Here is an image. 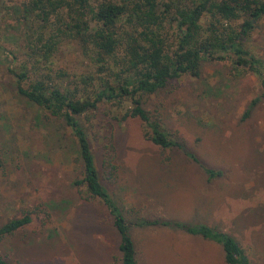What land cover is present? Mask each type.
Listing matches in <instances>:
<instances>
[{
	"label": "rangeland",
	"instance_id": "obj_1",
	"mask_svg": "<svg viewBox=\"0 0 264 264\" xmlns=\"http://www.w3.org/2000/svg\"><path fill=\"white\" fill-rule=\"evenodd\" d=\"M27 1L0 0V226L27 213L32 221L0 239V256L8 264H115L119 238L110 216L71 186L72 165L62 162L47 132L33 123L40 111L16 94L9 69L21 58L15 61L13 54L24 50L27 23L35 24L19 14ZM66 41L55 67L81 73L86 66ZM245 44L264 61V18ZM261 93L254 75L237 76L229 62H204L198 78L183 76L145 100V109L161 114L185 150L223 173L212 182L182 152L149 142L138 119L120 121L100 109L84 121L100 174L105 150L114 156L115 177L103 183L126 219L138 212L145 219L205 223L234 237L250 264H264ZM127 105L111 114H123ZM131 234L138 264H224L221 249L211 242L163 228H134Z\"/></svg>",
	"mask_w": 264,
	"mask_h": 264
},
{
	"label": "trees",
	"instance_id": "obj_2",
	"mask_svg": "<svg viewBox=\"0 0 264 264\" xmlns=\"http://www.w3.org/2000/svg\"><path fill=\"white\" fill-rule=\"evenodd\" d=\"M23 13L35 24L27 23L24 50L13 54L15 61L21 58L9 69L16 94L40 111L33 123L47 132L62 162L72 165L71 186L110 216L119 238L115 264H138L134 228L180 232L217 245L224 264H250L234 237L205 223L145 219L138 212L126 219L103 183L115 177L114 156L105 150L100 174L84 121L100 109L120 121L138 119L154 146L182 152L201 167L208 182L222 177L185 150L182 140L165 128L161 114L147 111L144 102L183 76L198 78L204 62H229L237 76L254 75L264 97V61L245 44L264 18V0H28ZM64 41L72 42L82 58L86 67L81 73L55 67ZM258 100L249 103L244 120ZM125 105L123 114H111L112 108ZM31 221L30 213L11 218L0 226V239ZM0 264H8L2 256Z\"/></svg>",
	"mask_w": 264,
	"mask_h": 264
}]
</instances>
